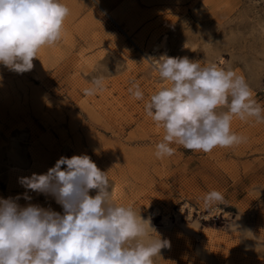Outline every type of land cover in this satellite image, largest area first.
<instances>
[{
  "label": "rangeland",
  "instance_id": "374dc122",
  "mask_svg": "<svg viewBox=\"0 0 264 264\" xmlns=\"http://www.w3.org/2000/svg\"><path fill=\"white\" fill-rule=\"evenodd\" d=\"M61 2L70 9L61 39L40 49L33 69L0 65V197L26 205L19 177L87 154L107 173L116 204L150 220L156 232L148 229L145 243L169 242L153 264H264V122L234 117L243 143L207 153L172 144L173 155L157 158L165 133L145 112L168 84L153 68L162 55L233 70L264 105V0ZM101 76L104 90L85 96ZM134 83L143 100L129 92ZM211 190L225 204L205 212Z\"/></svg>",
  "mask_w": 264,
  "mask_h": 264
},
{
  "label": "clouds",
  "instance_id": "9594fccd",
  "mask_svg": "<svg viewBox=\"0 0 264 264\" xmlns=\"http://www.w3.org/2000/svg\"><path fill=\"white\" fill-rule=\"evenodd\" d=\"M69 14L61 0H0V65L18 74L31 71L40 49L61 39ZM153 68L168 82L145 103L146 114L165 133L157 158L173 155L172 144L207 153L243 143L246 138L232 131L234 117L264 122V105L233 70L168 55L154 59ZM91 85L85 96L102 92L104 78L94 77ZM129 92L144 99L138 84ZM18 183L26 205L21 196L0 197V264H153L169 247L159 235L145 243L154 229L150 220L116 204L107 173L87 154L61 156L45 173L19 177ZM28 192L53 198L63 211L31 203ZM203 202L211 212L225 198L211 190Z\"/></svg>",
  "mask_w": 264,
  "mask_h": 264
},
{
  "label": "bare ground",
  "instance_id": "6f19581e",
  "mask_svg": "<svg viewBox=\"0 0 264 264\" xmlns=\"http://www.w3.org/2000/svg\"><path fill=\"white\" fill-rule=\"evenodd\" d=\"M154 48V50H155V52H156V54L158 53L157 51H158V47L157 46H154L153 47Z\"/></svg>",
  "mask_w": 264,
  "mask_h": 264
}]
</instances>
